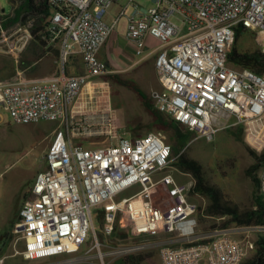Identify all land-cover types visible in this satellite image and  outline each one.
Segmentation results:
<instances>
[{
    "label": "built area",
    "instance_id": "obj_1",
    "mask_svg": "<svg viewBox=\"0 0 264 264\" xmlns=\"http://www.w3.org/2000/svg\"><path fill=\"white\" fill-rule=\"evenodd\" d=\"M117 0H47L52 12L48 30L59 41L61 67L49 79L30 80L18 74L0 84L1 111L17 124L59 122L37 173L29 198L13 225L17 254L27 261L76 256L93 232L101 259L102 234L119 227L136 238L168 236L161 242L162 264H242L256 250L257 240L237 238L232 228L200 229L195 180L178 179L165 171L173 166V148L154 133L118 137L103 147L75 143L88 132V119L71 113L90 79L113 73L99 54L134 0L108 25L106 15ZM155 6L128 19L127 39L145 59L158 51L155 69L160 88L152 92L155 108L212 140L224 129L242 126L253 149L264 151V76L237 64L230 55L237 26L256 32L264 55V0H154ZM22 31V28L19 29ZM24 44L32 39L23 37ZM157 45H153V43ZM78 54L85 73L67 75ZM111 113V122L115 115ZM235 119L234 122H231ZM264 199V166L259 174ZM130 188L133 194L119 199ZM162 192V204L156 196ZM164 202V203H163ZM100 211V212H99ZM247 231L246 227L233 229ZM144 249L123 245L119 254ZM75 264H78L75 262ZM103 264V263H102Z\"/></svg>",
    "mask_w": 264,
    "mask_h": 264
},
{
    "label": "rangeland",
    "instance_id": "obj_2",
    "mask_svg": "<svg viewBox=\"0 0 264 264\" xmlns=\"http://www.w3.org/2000/svg\"><path fill=\"white\" fill-rule=\"evenodd\" d=\"M130 0H117L108 10L106 20L115 19L121 9ZM22 0H0V16H13V8L20 6ZM134 6L140 11H148L155 6L154 0H134ZM131 5L118 24L116 32L126 35L128 19L136 9ZM3 20L0 18V23ZM34 19L26 24L11 25L8 29H0V84L12 82L21 74L23 78L31 79L38 76L54 73L57 64L52 56L34 42L33 38L24 44V36L31 33ZM22 28V31L19 29ZM235 42L231 48V57L246 64L247 55H259L261 48L257 40L256 32L237 26ZM154 56L144 60L141 71L143 77L133 72L132 74H119L118 79H112L111 75L98 78L107 82V97L92 89L88 93V114H98L99 110L104 114L103 122L88 123V132L80 129L83 138H76L75 143L85 146L103 147L117 142L118 137H140L150 133L162 136L171 146L174 145L173 131L163 127L157 120L146 103L155 107L152 92L160 88V83L155 69ZM259 57V56H258ZM141 58V57H140ZM59 62V61H58ZM251 70L260 76H264V56L258 62H248ZM238 64V63H237ZM40 78V77H38ZM13 79V80H12ZM5 80V81H4ZM100 96V98L98 97ZM100 105L99 108H96ZM112 109L115 119L111 122ZM0 123V264H162L160 256L161 242L168 236L158 238H136L117 227L114 234L105 236L102 234V223L98 214H94V226L98 232V241L101 244L103 259L97 249H92L96 244L93 232L76 256H56L48 259L27 261L17 254L16 236L12 233V226L17 221L23 203L29 198L33 182L38 172L45 168L44 157L53 140V134L59 127V122L40 121L31 124H17L13 121L8 111H1ZM80 116V115H78ZM168 117L167 115H165ZM232 119L231 122H234ZM187 129V128H186ZM251 149L257 154H262L253 149L246 141L245 130L242 126L231 127L218 131L212 140L197 137L189 142L187 154L198 161L205 170V175L210 184L218 186L227 199L239 204L243 211L253 209V182L246 174V170L255 163L251 155ZM173 166L165 171L171 173L180 180L190 182L191 178L183 175L176 166L177 155L173 151ZM263 168V167H262ZM262 168L256 173L259 174ZM134 192V188L127 189L119 195V199L128 198ZM162 192L156 196L162 204ZM201 204L198 213L200 229L210 232L225 221V218H215L207 215L210 205L208 196L199 195ZM164 203V202H163ZM215 227V228H214ZM233 235L237 238H251L257 240L264 237V227H246L248 232L234 231L238 227L232 226ZM6 234H9L6 236ZM6 236V237H5ZM140 244L144 249L132 254H119L117 251L123 245ZM251 253L244 261L253 258Z\"/></svg>",
    "mask_w": 264,
    "mask_h": 264
},
{
    "label": "trees",
    "instance_id": "obj_3",
    "mask_svg": "<svg viewBox=\"0 0 264 264\" xmlns=\"http://www.w3.org/2000/svg\"><path fill=\"white\" fill-rule=\"evenodd\" d=\"M51 8L47 4V0H22L17 8H13V16H0L3 20L0 23V29H8L11 25L26 24L30 19H34L31 29V35L35 43L49 53L55 59L60 58V49L51 45L52 34L48 30L49 17ZM59 41H55L58 44ZM53 43V44H54ZM259 56V57H258ZM262 53L259 55H247L242 59L247 68H251L248 62H258ZM112 79H118V75H112ZM146 106L152 110L156 120L165 128L173 131L174 145L172 146L174 153L177 155L175 166L183 173H189L195 180V188L193 194L205 195L210 199V205L207 208V215L215 218H225L219 228H230L232 226L241 227H264V199L260 193L259 177L256 173L264 166V153L257 154L251 149L250 153L255 159V163L251 165L246 174L253 182V199L254 207L243 211L239 204L230 202L224 192L216 185L210 184L206 178L203 166L196 160L190 158L187 154L189 142L194 139V133L185 125L174 120L171 117H166L165 114L159 112L150 103ZM187 128V129H186ZM100 212V211H99ZM215 228V227H214ZM13 229V226H12ZM9 234H6V236ZM5 236V237H6ZM242 264H264V237H259L256 242V250L253 258L243 261Z\"/></svg>",
    "mask_w": 264,
    "mask_h": 264
},
{
    "label": "crops",
    "instance_id": "obj_4",
    "mask_svg": "<svg viewBox=\"0 0 264 264\" xmlns=\"http://www.w3.org/2000/svg\"><path fill=\"white\" fill-rule=\"evenodd\" d=\"M106 22L108 25H113L114 19H110ZM117 26L115 27L114 32L110 35L108 38L107 43L105 46L102 48L99 57L101 60L107 63V65L112 69L113 73L112 75H119V74H132L133 72L137 73L138 76L141 78L143 77V72L141 71L142 69V64L144 63V60L149 58L150 56H154L153 54H150L151 50L146 51L145 56H147L145 59L140 58V56H137L136 54V47L133 43L129 42L127 39V35H121L116 32ZM54 47H58L60 49V45L58 44H53ZM155 44V42L153 43ZM48 56H51L49 53H47ZM54 58V57H53ZM156 58V57H155ZM55 59V58H54ZM59 61L58 59H55ZM57 62V64H60V61ZM60 65L57 66L56 71L52 74L49 73L47 75L43 76H38L36 78H31L30 80H42V79H49L54 77L55 75L58 74ZM85 73V65L83 63V60L81 57L76 54L72 55L70 61L67 63L66 66V74L67 75H79V74H84ZM110 76V75H109ZM106 77V76H103ZM97 78L90 79L89 83L86 85L84 88V92L79 100H77L72 108H71V113L72 115H84L88 119V123H93V122H103L105 120L104 114L101 113L102 110L97 109L100 111L98 114H88V93L92 89L98 90V93L104 94L102 97L105 98L107 97L105 94L107 91L102 90V88H106L107 82H102ZM13 80V79H12ZM5 81V80H4ZM6 82H3L1 84H4ZM10 83V82H7ZM100 98V96H98ZM100 105L96 108H99ZM109 108L108 110H110ZM112 111V109H111Z\"/></svg>",
    "mask_w": 264,
    "mask_h": 264
}]
</instances>
